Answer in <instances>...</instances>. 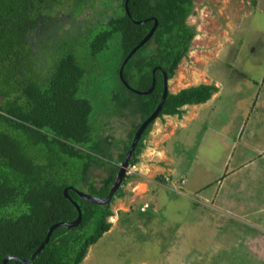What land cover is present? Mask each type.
Segmentation results:
<instances>
[{
  "label": "trees",
  "instance_id": "obj_1",
  "mask_svg": "<svg viewBox=\"0 0 264 264\" xmlns=\"http://www.w3.org/2000/svg\"><path fill=\"white\" fill-rule=\"evenodd\" d=\"M123 4L0 0V264L5 257V264H78L110 226L108 206L123 192L122 183L104 204L86 201L75 191L106 196L134 131L160 98L159 67L166 80L172 77L194 35L185 21L192 0H127L129 15ZM139 20L144 21L134 23ZM153 20L151 36L122 65V79L139 91L149 86L153 69V88L137 94L117 72ZM105 78V86H99ZM215 91L213 84L198 83L167 92L156 117H179L182 106L202 103ZM113 118L128 124L124 138L108 131ZM152 122L128 165L138 162ZM92 169L100 176H92ZM64 188L80 210V221L54 227L31 260H18L29 259L50 225L76 217ZM141 204L137 210L145 212Z\"/></svg>",
  "mask_w": 264,
  "mask_h": 264
},
{
  "label": "rangeland",
  "instance_id": "obj_2",
  "mask_svg": "<svg viewBox=\"0 0 264 264\" xmlns=\"http://www.w3.org/2000/svg\"><path fill=\"white\" fill-rule=\"evenodd\" d=\"M192 4L185 21L194 35L166 81L167 90L207 83L216 91L202 103L182 106L180 118L163 115L153 120L138 155L139 173L125 175L123 192L108 206L113 212L106 218L109 228L87 247L78 264H264V172L258 171L264 160L254 147L264 150V121L259 118L264 102L255 98L259 93L264 99V91L258 90L264 87V0ZM83 12L93 15L88 8ZM104 82L106 78L98 85ZM109 129L114 137L124 138L128 124L113 118ZM231 152L233 161L227 157ZM249 159L254 161L246 165L242 180L236 174L220 181L233 162L241 166ZM202 167L209 172L195 178ZM100 174L92 169V176ZM216 179L217 185L224 182L222 189L249 185L241 196L223 192L218 207L223 213L215 210L212 197L191 192L203 180L213 190L210 182ZM140 203L147 204L145 212L137 210ZM190 205L204 224L190 221L195 215Z\"/></svg>",
  "mask_w": 264,
  "mask_h": 264
},
{
  "label": "water",
  "instance_id": "obj_3",
  "mask_svg": "<svg viewBox=\"0 0 264 264\" xmlns=\"http://www.w3.org/2000/svg\"><path fill=\"white\" fill-rule=\"evenodd\" d=\"M126 1L127 0H124V4H123V8H124V11L127 15H129L128 13V10H127V6H126ZM144 20H139V21H134V23H141L143 22ZM156 26V21L153 20V23L151 25V27L148 29L147 33L139 40V42L134 45L130 51L127 53L126 57L123 59L121 65L119 66L118 68V77L119 79L121 80L122 84L127 86L132 92L134 93H137V94H147L148 92L151 91V89L153 88V85H154V76H153V69L151 70V80H150V84L149 86L145 89V90H142V91H139V90H136L130 86H128L126 84V82L122 79V76H121V70H122V65L124 64V62L126 61V59L140 46L142 45L152 34L154 28ZM159 69L162 71V91H161V94H160V98L156 104V107L154 108V110L146 117L144 118L140 124L138 125V127L136 128V130L134 131L133 135H132V138H131V141L124 153V156L121 160V162L119 163V166L117 168V171H116V174L114 176V180L112 182V184L110 185L109 187V190L106 194L105 197H96V196H93V195H89V194H86V193H83V192H80V191H75L77 193V195L79 197H81L82 199L86 200V201H89V202H93V203H98V204H104L106 202H108L109 198L111 197V195L113 194V192L118 188L119 184L121 183V180L122 178L124 177V174H125V169L127 167V164H128V159L130 158L133 150H134V147L136 145V142L137 140L139 139L142 131L144 130V128L146 127V125L154 120L156 118V115L157 113L159 112L160 110V107H161V104L165 98V95L166 93L168 92L167 90V84H166V77H165V74L163 72V69L161 67H159ZM64 197H66L67 199H70L68 196H67V193H66V189L64 188L63 191H62ZM71 200V199H70ZM72 204L74 205L75 209H76V217L70 221V222H58V223H54L52 225L49 226L48 228V231L43 239V241L37 246V248L34 250V252L31 254V256L29 257V259L27 260H21V259H18L22 262H27L29 260H31L34 256L35 253H37L40 248H42L43 244L47 241L48 239V236L51 232V230L56 227V226H59V225H65L66 227H71V226H74L75 224H77L79 221H80V210L77 206V204L72 201ZM7 259H9V257H5L3 258L1 264H5Z\"/></svg>",
  "mask_w": 264,
  "mask_h": 264
},
{
  "label": "crops",
  "instance_id": "obj_4",
  "mask_svg": "<svg viewBox=\"0 0 264 264\" xmlns=\"http://www.w3.org/2000/svg\"><path fill=\"white\" fill-rule=\"evenodd\" d=\"M254 81V83H256L257 81H255V80H253ZM257 84V83H256ZM259 91H264V87H262L261 89L259 88L258 89ZM258 97H260V99H258V100H256V101H262L261 103H263L264 102V99H263V97H261V96H259V93H256L255 94V98H258ZM257 105L256 106H258V103H256ZM191 105H196V104H191ZM254 105H255V102H254ZM257 110H259V108L257 109ZM260 111H262L261 112V116L259 117V118H261L263 121H264V108L263 109H261ZM183 114V113H182ZM181 114V115H182ZM181 115L179 116V118L181 117ZM175 116V115H174ZM177 117V116H176ZM245 118V117H244ZM191 127H192V125H191ZM243 128H244V126H243ZM205 129V128H204ZM262 130H264V126L261 128ZM194 130L195 129H193V131H192V133L194 132ZM248 133H251L252 132V128L250 127V126H248V131H247ZM191 133V134H192ZM263 137H264V135H263ZM197 144V143H196ZM245 144V143H244ZM254 147L255 148H257L258 149V151H260L261 153H260V155H261V157H258V159L260 160V159H263L264 160V158L262 157V155H264V150L263 149H261L260 150V147L258 146V145H254ZM257 151V152H258ZM231 155L230 156H228L227 155V157H230V159H232V161L234 160L233 159V157H232V152L230 153ZM259 155V156H260ZM253 159H249V161L247 160V161H245V162H243V164L240 166V165H237L236 166V163H232V165H230L228 168H226L225 169V171H224V173L221 175V177H222V179L220 180V181H222L223 180V178L224 177H226V176H232V177H234L236 174H240V178H241V180L243 179V177L244 176H247V168L249 169V166H246V165H248L249 163H251V161H252ZM254 161V160H253ZM190 164V162L188 163V165ZM180 165V167L183 165V164H179ZM188 165H186V166H188ZM256 165V164H255ZM192 162H191V165H190V169H192ZM203 169L201 170V175H198V176H196L195 178H200V177H202V178H204V176H205V174H203V172H205V173H207V172H209L208 170L209 169H204V167H202ZM260 170H262L263 172H264V164H262L261 166H259L258 167V171L259 172H261ZM216 175H217V178L220 176L219 174H217L216 173ZM216 175L214 176V178L216 177ZM212 176V174L210 173V177ZM213 178V179H214ZM234 179V178H233ZM220 181H218V179H216V180H214V181H212V182H210L212 185V188H213V190H208V187H207V183L203 180L201 183H199V185H198V187H197V189L196 190H194V191H191V192H193L194 194H197V193H200L202 196H205V197H203L204 199H207V198H210V197H212V199H210L211 201L210 202H212L216 207H215V210L217 211V212H219V213H223L222 211H220L219 209H218V207H220L219 205H220V203H221V206H222V204H223V200H221L222 198H223V195H224V193H226V195L227 194H230L231 196L232 195H236V196H241V193H242V191L244 192V187H249V185L248 184H246V185H243V184H241V186H235V187H228L227 189H222V186H223V184H224V182H222V184H219V185H217V183L218 182H220ZM214 185H217L216 187H214ZM222 189V190H221ZM225 191V192H224ZM224 192V193H223ZM255 193H256V191H255ZM255 193H253V195H255V196H257ZM184 194V193H183ZM226 195H225V197H226ZM151 196V195H150ZM178 196V195H177ZM176 196V197H177ZM180 196H183V195H180ZM247 196V195H246ZM255 196H253V197H255ZM184 198H185V196H183ZM244 197V196H243ZM245 198V197H244ZM247 198L249 199V200H252L253 201V203L256 201L255 199H253V198H251L250 196H247ZM246 198V199H247ZM187 199V198H186ZM238 201V200H237ZM253 208V207H252ZM222 209V208H221ZM190 212H193V214H195L194 215V217H192L191 219H193V220H191L190 219V221H192L193 222V224H194V221L197 219V220H200V221H202L201 220V218H200V216L199 217H197V213L195 212V209H194V207L193 206H191L190 205ZM193 214H191V216L193 215ZM229 215V214H228ZM195 219V220H194ZM202 223L204 224L205 222H203L202 221ZM192 223L190 224V225H193Z\"/></svg>",
  "mask_w": 264,
  "mask_h": 264
},
{
  "label": "built area",
  "instance_id": "obj_5",
  "mask_svg": "<svg viewBox=\"0 0 264 264\" xmlns=\"http://www.w3.org/2000/svg\"><path fill=\"white\" fill-rule=\"evenodd\" d=\"M137 168H136V165L135 164H132V165H128L125 169V174H130V173H136L137 174ZM147 207V204L146 203H143L140 205L139 209L140 210H144L145 208Z\"/></svg>",
  "mask_w": 264,
  "mask_h": 264
},
{
  "label": "clouds",
  "instance_id": "obj_6",
  "mask_svg": "<svg viewBox=\"0 0 264 264\" xmlns=\"http://www.w3.org/2000/svg\"><path fill=\"white\" fill-rule=\"evenodd\" d=\"M136 164H137V162L135 163V165H136ZM127 166H128V164H127ZM138 173H139V172H137V174H138ZM135 174H136V173H135ZM124 175H126V174H124ZM175 188H176V187H175ZM147 207H148V206H147ZM147 207H146V208H147Z\"/></svg>",
  "mask_w": 264,
  "mask_h": 264
}]
</instances>
